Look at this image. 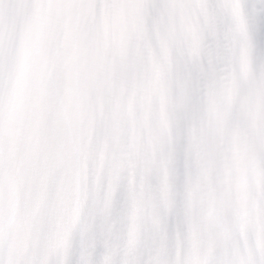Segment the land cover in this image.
Here are the masks:
<instances>
[{"label":"snow or ice","instance_id":"snow-or-ice-1","mask_svg":"<svg viewBox=\"0 0 264 264\" xmlns=\"http://www.w3.org/2000/svg\"><path fill=\"white\" fill-rule=\"evenodd\" d=\"M0 264H264V0H0Z\"/></svg>","mask_w":264,"mask_h":264}]
</instances>
